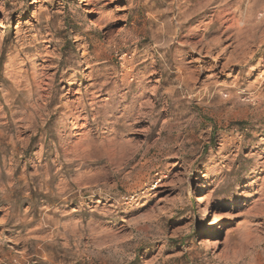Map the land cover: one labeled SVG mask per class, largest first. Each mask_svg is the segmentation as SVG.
<instances>
[{
	"label": "rangeland",
	"instance_id": "rangeland-1",
	"mask_svg": "<svg viewBox=\"0 0 264 264\" xmlns=\"http://www.w3.org/2000/svg\"><path fill=\"white\" fill-rule=\"evenodd\" d=\"M0 264H264V0H0Z\"/></svg>",
	"mask_w": 264,
	"mask_h": 264
},
{
	"label": "bare ground",
	"instance_id": "bare-ground-1",
	"mask_svg": "<svg viewBox=\"0 0 264 264\" xmlns=\"http://www.w3.org/2000/svg\"><path fill=\"white\" fill-rule=\"evenodd\" d=\"M197 193H198V201H200L201 200V196H200V193H199V189L197 190Z\"/></svg>",
	"mask_w": 264,
	"mask_h": 264
}]
</instances>
